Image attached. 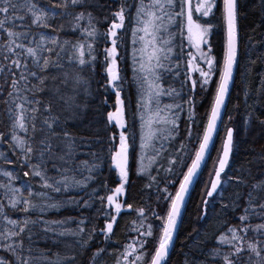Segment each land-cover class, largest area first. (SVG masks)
<instances>
[{"label": "snow or ice", "instance_id": "obj_1", "mask_svg": "<svg viewBox=\"0 0 264 264\" xmlns=\"http://www.w3.org/2000/svg\"><path fill=\"white\" fill-rule=\"evenodd\" d=\"M253 5L264 15V0H253ZM97 10L105 13L103 21L95 14ZM195 12L199 14L196 19L191 0H119L117 8L111 7L109 0H0V165L15 166L13 171L0 166V264H81L79 257L89 251L97 236L95 220L104 217L99 232L110 241L117 218L127 210L138 214L130 231L143 239L126 244L115 264H166L186 194L217 131L238 63V0H199ZM217 13L226 28L222 60L210 43L213 24L203 19ZM102 22L109 24L103 32L98 27ZM67 32L76 34L75 38L62 35ZM129 33L131 80L120 66V49L127 52L125 37ZM109 41L101 60L97 47ZM259 60L264 63V54ZM256 63L249 59L248 68ZM98 64L106 74L99 84L105 93L114 91L117 106L107 112L105 127L110 132L120 129L118 148L113 133L106 149L119 186L103 195L95 186L86 191L103 163L102 154L92 150V140L75 130L88 107L87 100L80 98L91 95L89 87ZM194 73L198 77L194 78ZM215 76L218 82L202 142L188 166L181 155H187L186 144L177 139L182 114L187 105L183 123L190 140L196 89L207 93ZM125 85L134 108L132 127L137 117L140 121L138 153L122 99ZM256 93L264 95V76ZM244 95L247 103L249 93ZM102 102L107 104V97ZM253 119L264 127V119L253 112L245 114V125ZM173 141L178 150L169 151L165 142L171 145ZM81 149L88 151L82 153ZM165 152L169 153L168 166L161 189L160 181L150 173ZM233 152L234 129L227 127L222 155L217 157L218 167L206 192L210 199L203 200L200 218L206 219L210 203H219L224 215L231 212L234 220L221 223L214 245L207 252L200 250L203 259L185 253L184 264H264V171L252 176L248 169L251 182L244 175L228 174ZM81 155L93 159H80ZM130 159L136 160L138 175L148 174L145 188L157 189L155 208L133 209L131 203L118 199L129 184ZM259 160L264 162V153ZM184 167L187 171L180 172L183 179H172L175 169ZM159 171L157 168V174ZM176 183L178 189L170 190L169 185ZM229 187L232 191L226 199ZM78 190L85 191L88 199L71 195ZM95 200L100 203L90 228L84 217L75 229L66 227L72 217H48L50 212L68 207L90 208ZM162 203L166 215L155 210ZM13 214L22 215L13 218ZM153 217L162 225H154ZM154 228L162 231L155 241L150 239ZM66 236L77 238L74 251L40 246L41 241L46 245L50 241L72 247L60 239ZM150 243L155 246L147 248ZM105 252L98 248L89 264H98Z\"/></svg>", "mask_w": 264, "mask_h": 264}, {"label": "trees", "instance_id": "obj_2", "mask_svg": "<svg viewBox=\"0 0 264 264\" xmlns=\"http://www.w3.org/2000/svg\"><path fill=\"white\" fill-rule=\"evenodd\" d=\"M101 2H104V0H101ZM238 3L239 54L233 87L224 112L222 124L213 152L192 192L188 206L184 213L175 246L167 264H184L185 253L190 254L192 257L203 259L200 255V250L207 252L214 245L215 236L220 229L221 223L225 220H227L228 223H232L234 220V215L231 212H229L227 216L224 215L219 203H210L207 208L206 219L200 218L204 210L203 200L207 199L206 192L209 189L210 181L214 175V169L217 166L216 159L221 151L223 133L226 132L227 127L234 129V152L232 154L227 173L233 176L244 175L249 179V182H251V178L248 177V169H251L252 176H258L262 171H264V162L259 160L261 153H264V127H261L255 119H253L249 125H245L244 123L245 114L247 112H253L254 116L259 115L261 119H264V95H257L256 93V90L260 87L261 76H264V63H261L259 60L261 54H264V43H261L264 42V15H261L254 7L253 0H238ZM109 4L111 7L117 8L119 0H109ZM95 14L103 21V16L105 15L104 12L97 10ZM211 22L213 24V31L210 36V43L213 47V53L219 60H222L224 45L226 43V28L219 14L213 17ZM108 26L109 24L107 22H102L98 25L101 32L106 30ZM62 35L72 38H75L76 36V34L71 32L62 33ZM125 41L127 42L126 47L128 53H126L124 49H120V66L123 73L127 75L129 80H131L132 73L129 55V49L131 51L130 33L125 37ZM184 44L185 52H187L189 48L186 40L184 41ZM252 45H255V47H252ZM109 46L110 43L97 47L99 59L102 60L103 58V47ZM191 50L193 51V49ZM249 59L257 61V63L252 65L251 68H248ZM85 75L88 74L86 73ZM105 75L106 74L104 73L102 66L98 64L95 76L91 80L89 87L91 95H82L80 98L82 101L84 99L87 100L88 107L84 112L82 122L78 128L75 129L78 135L84 136L93 141V151L102 154L103 163L101 164L99 170L94 173L95 179L90 183L89 189L86 190L90 191L91 188L95 186L99 188V194L101 195L105 193L110 194L111 192L108 191L109 189H114L119 186L118 173L113 171V166L111 165L106 151L108 147V137L113 135V133L116 134L115 147L117 148L119 138L117 128H112V131L110 132L105 127L109 108H116L115 96L111 90L105 93L102 85L99 84V81ZM213 80L214 83L211 85L209 94L201 93L199 87L196 89L195 125H192V137L190 140L186 137V133L184 131L187 125L183 123V121L187 118V105H185V113L182 114L180 129L181 135L177 139L183 140L186 144L185 151L187 152V155H184L183 153H181V155L188 166L191 165V160L194 159L195 153L198 150L199 142L202 141L203 130L207 124L208 115H210V108L215 94L218 76L213 77ZM125 86L127 91L124 93L123 99L126 101V106L128 107L130 114V108H132V111H134V108L133 103L128 100L129 86ZM98 87L99 91L97 90ZM245 91L249 93L247 103H245ZM105 97H107V104L102 102ZM248 105H253L254 107L250 108ZM230 116L231 119H229ZM130 118L131 120L133 119L132 116ZM173 142L174 145L169 146V151H172L173 149L178 150L177 142ZM135 147L138 153L139 134L135 136ZM86 151L88 150L81 149L82 153ZM80 159L92 161L93 158L91 156L81 155ZM0 166L7 167L10 171L15 170L14 165ZM181 171L186 172L187 167H184L183 169L176 168L172 179L182 180L183 177L180 175ZM87 174V172L84 173V175ZM165 177L166 173L163 172L161 173V176L157 178V180L160 181L161 189L164 187ZM19 183L20 182H17V186H19ZM148 183L149 179L147 177L137 174V162L136 160H133L129 175V184H127L128 192L126 200L128 203L133 205V209L147 207L148 205H152L155 208L157 189L155 187L145 188V185ZM104 184L107 185V188L101 187V185ZM169 187L170 190L178 189L179 184H171ZM231 191L232 188H227L225 193L226 199L228 198V193ZM71 195L75 196L77 199H80L81 197L88 199L85 191H74ZM66 198L67 197L65 196V199ZM99 203V200H95L90 208H64L60 212H50L48 217L50 219H64L66 217H72L74 219L66 225L68 228L72 229H75L79 219L84 217L86 218V222L90 228L92 220L96 215V209L99 207ZM155 210L160 212L161 215H166L164 203H162L160 207ZM18 215L22 214H13V218H17ZM137 215L138 214L135 211L129 210L121 216L114 232L115 236L113 235V240L107 241L109 245L107 242H104V236L99 232V229L104 227V217L101 216L99 219H96L95 223L98 230L97 236L91 242L89 251L79 257L81 264H89L92 253L98 248L106 249V252L102 254L100 261H98V264H115L116 258L124 251V246L126 244L133 242L137 238L138 241L143 239L138 232L131 231L132 233L128 235V233L121 231V228L130 229L132 227V222L137 218ZM159 222L162 223L161 220L152 218V223L154 225L159 226ZM154 232L156 233L155 228ZM161 234L162 231L159 229L158 233L150 239L155 241V239ZM60 239L72 247H66L65 244L53 245L50 241L47 245L41 241L40 246L50 247L53 250L58 248L61 252H71L78 247L76 245L77 238L75 237L66 236L61 237ZM119 245H123V247L121 246V249H119ZM154 246V243L146 245L147 248H152Z\"/></svg>", "mask_w": 264, "mask_h": 264}, {"label": "water", "instance_id": "obj_3", "mask_svg": "<svg viewBox=\"0 0 264 264\" xmlns=\"http://www.w3.org/2000/svg\"><path fill=\"white\" fill-rule=\"evenodd\" d=\"M237 28H238V21H237ZM238 47H239V32H238ZM236 69H237V66L234 69L233 81H232V83L229 86V95L226 97L225 106L221 109L220 120L217 121V131L213 134V140H212V142L209 145L208 151L205 153V157H204L203 162L201 163L200 169L198 170L196 176L194 177L192 184L189 186L188 193L186 194V197H185V202H184V204H183V206L181 208V215H180V217L178 219L177 228H176V231L174 233V237H173L172 243L170 245V254H171V252L173 250V247L175 245V241H176V238L178 236V232H179V229H180L182 218H183V215L185 213L189 198H190V196L192 194V191H193L198 179L200 178V176H201V174H202V172H203V170H204V168H205V166H206V164H207V162H208V160L210 158L211 153L213 152V148H214V145L216 143V139H217V136H218V133H219V128H220V125H221V122H222L223 114L225 112V109H226V106H227V103H228V100H229V96H230V93H231V90H232V86H233V83H234ZM231 157H232V155H231ZM231 157H230V161H231ZM226 171H227V169H226ZM208 199H210V198H208ZM121 214H122V212H121ZM119 217L117 218V220L119 219ZM169 257H170V255H169ZM169 257L167 258V261H168Z\"/></svg>", "mask_w": 264, "mask_h": 264}, {"label": "rangeland", "instance_id": "obj_4", "mask_svg": "<svg viewBox=\"0 0 264 264\" xmlns=\"http://www.w3.org/2000/svg\"><path fill=\"white\" fill-rule=\"evenodd\" d=\"M195 50L193 49V52H194ZM130 49H129V55H130ZM126 53H128V52H126ZM193 77L194 78H196L197 76H194L193 75ZM210 90H211V86L209 87V90H208V92L206 93V94H209V92H210ZM182 119V118H181ZM132 122H133V119H132ZM132 122H131V127H130V131H134L135 132V136H137L138 134H139V119H138V117L135 119V127L133 128L132 127ZM181 135V133L179 134V136ZM223 138H226V132H224L223 133ZM166 143V142H165ZM168 153H163V156H162V158L153 166V168L151 169V175H155L157 178H159L160 176H161V173H165V171H164V168H166L167 166H168V159H167V157H168ZM219 155H222V146H221V151H220V153H219ZM131 160V159H130ZM216 161H217V159H216ZM146 163H147V161H146ZM160 165H163L164 167H160ZM157 168H159L160 169V171H159V173L157 174V172H156V169ZM142 175H144L145 177H147L148 178V174H142ZM67 227V226H66ZM155 230H156V233H158V231H159V228H155ZM121 231H123V232H126V233H128V235L129 234H131L132 232L130 231V229H123V228H121ZM155 232H154V235L156 234ZM138 239V238H137ZM122 244V243H121ZM120 246V245H119ZM121 246H123V245H121ZM119 249H121V247L119 248Z\"/></svg>", "mask_w": 264, "mask_h": 264}, {"label": "flooded vegetation", "instance_id": "obj_5", "mask_svg": "<svg viewBox=\"0 0 264 264\" xmlns=\"http://www.w3.org/2000/svg\"><path fill=\"white\" fill-rule=\"evenodd\" d=\"M199 2V0H191V6H192V9H193V14H194V19H196L198 16H199V14L198 13H196L195 12V7H196V4ZM186 10H187V5H186ZM219 13H217V15H218ZM204 20H210V21H212V19H213V17H207V18H203ZM186 43H188L187 42V40H186ZM187 50V49H186ZM194 76H197L198 77V73H194L193 74ZM125 88H126V86H125ZM124 88V91L122 92V99H123V96H124V93H126V91H127V89H125ZM111 90V89H110ZM111 92L113 93V95L115 96V93H114V91H112L111 90ZM129 93V92H128ZM126 102V101H125ZM117 107V106H116ZM116 110V108H114V109H110L109 108V111H115ZM132 113H133V111H132V108H130V114H129V109H128V107L126 106V119H127V121H128V123H129V131H130V127H131V122H132V120H131V116H132ZM133 117V116H132ZM117 134H119V131H120V129L119 128H117ZM180 133H181V131H180ZM118 138H119V135H118ZM165 145H166V147H168L169 148V146L170 145H168L167 144V142L165 143ZM171 145H174V142H172V144ZM132 162H133V160H130V168H131V164H132ZM113 171L114 172H117L116 171V169L113 167ZM118 199L120 200V201H125V200H127V196H124V195H122V196H120V197H118ZM126 212H128V210L126 211ZM125 211H124V213L123 214H125L126 213ZM122 214V215H123ZM121 215V216H122ZM121 218V217H120ZM154 218V217H153ZM120 220V219H119ZM105 223V222H104ZM117 225H118V222H117V224H116V226L114 227V232H115V230H116V227H117ZM103 234V233H102ZM103 236H104V234H103ZM115 236V235H114ZM111 240H113V236H112V238H111ZM134 241H138L137 239H135ZM133 241V242H134ZM104 242H107V241H104ZM133 242H130L129 244H133ZM107 244L109 245V243L107 242ZM121 247V246H120ZM123 247V246H122ZM134 247H137L138 248V244H134ZM132 259V257H129V260H131Z\"/></svg>", "mask_w": 264, "mask_h": 264}, {"label": "bare ground", "instance_id": "obj_6", "mask_svg": "<svg viewBox=\"0 0 264 264\" xmlns=\"http://www.w3.org/2000/svg\"><path fill=\"white\" fill-rule=\"evenodd\" d=\"M127 45V44H126ZM195 125V124H194ZM230 164V163H229ZM197 184V183H196ZM196 186V185H195ZM192 195V194H191ZM121 217V216H120ZM210 237V236H209Z\"/></svg>", "mask_w": 264, "mask_h": 264}]
</instances>
